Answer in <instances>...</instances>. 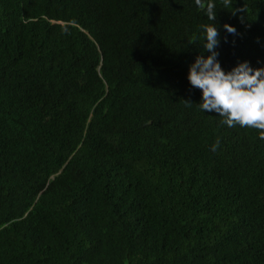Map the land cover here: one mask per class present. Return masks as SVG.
Masks as SVG:
<instances>
[{
    "label": "trees",
    "instance_id": "trees-1",
    "mask_svg": "<svg viewBox=\"0 0 264 264\" xmlns=\"http://www.w3.org/2000/svg\"><path fill=\"white\" fill-rule=\"evenodd\" d=\"M212 2L222 70L264 68V0ZM211 23L195 0H0V264H264V130L188 79Z\"/></svg>",
    "mask_w": 264,
    "mask_h": 264
},
{
    "label": "clouds",
    "instance_id": "clouds-1",
    "mask_svg": "<svg viewBox=\"0 0 264 264\" xmlns=\"http://www.w3.org/2000/svg\"><path fill=\"white\" fill-rule=\"evenodd\" d=\"M195 3L206 10L208 20L212 21L211 24L202 26L206 33L203 49L210 55H198L189 66L190 84L202 90V103L199 104L201 109L214 111L224 117V123L229 127L239 124L242 127L264 130V68L253 69L244 61L231 72L225 73L217 59L218 52L215 51L219 44L214 24L215 5L212 0H195ZM227 3L228 0H225L226 5ZM224 28L229 33L236 32L228 24ZM218 144L219 141L213 146V150Z\"/></svg>",
    "mask_w": 264,
    "mask_h": 264
}]
</instances>
